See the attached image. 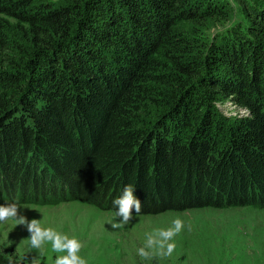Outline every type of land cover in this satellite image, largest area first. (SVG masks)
<instances>
[{
  "label": "trees",
  "instance_id": "16d2710c",
  "mask_svg": "<svg viewBox=\"0 0 264 264\" xmlns=\"http://www.w3.org/2000/svg\"><path fill=\"white\" fill-rule=\"evenodd\" d=\"M233 1L0 0V201L44 173L104 209L261 205L264 4Z\"/></svg>",
  "mask_w": 264,
  "mask_h": 264
},
{
  "label": "rangeland",
  "instance_id": "374dc122",
  "mask_svg": "<svg viewBox=\"0 0 264 264\" xmlns=\"http://www.w3.org/2000/svg\"><path fill=\"white\" fill-rule=\"evenodd\" d=\"M233 2L229 0L230 4ZM258 3L264 4V0ZM217 108L229 119L246 116L244 110L228 101ZM1 175L0 172V186L8 183V178ZM43 175L35 178L37 188L26 178L12 180L14 190L8 192L10 199L0 201V205L16 204L21 215L36 221L31 234L17 220L0 221V249L19 257L28 256L31 264H56L58 257L66 256L67 252L55 250L70 247L60 237L79 242L81 247L76 255L86 264H264V201L257 202L261 205L239 203L231 207L224 206L222 201L209 206L200 201L201 206L186 210L133 213L127 224L112 228L116 220L114 210L108 206L104 209L72 198L73 192L68 194L71 190L64 187L59 190V197L41 195L38 184ZM176 218L183 220L184 227L165 241L159 233L172 227ZM49 229L59 236L52 237L46 232ZM149 237L154 241L151 246ZM33 238L41 241L38 247L33 246ZM168 243L175 245L171 254H167ZM141 249L146 255L141 254Z\"/></svg>",
  "mask_w": 264,
  "mask_h": 264
},
{
  "label": "clouds",
  "instance_id": "9594fccd",
  "mask_svg": "<svg viewBox=\"0 0 264 264\" xmlns=\"http://www.w3.org/2000/svg\"><path fill=\"white\" fill-rule=\"evenodd\" d=\"M135 187L133 185H125L120 196L113 200L114 206V218L116 222L111 224L112 228H120L124 224H127L133 218V212L139 214L142 210V204L139 199L134 195ZM19 207L16 204L9 205H0V221H5L7 219L17 220L20 226L26 228V230L31 234L33 231V226L35 225V220H27V218L20 214ZM184 227L183 220L176 218L172 221V227L167 230H161L159 235L163 237L165 241L171 240L174 236L179 234ZM47 233H50L52 237H57L59 234L52 233V230H46ZM61 239L67 242V245L62 248H54L58 252H67L66 256L58 257L56 264H86V261L76 253L79 251L81 245L76 240H68L67 237H60ZM40 240L33 238L32 244L34 247H38ZM153 239L149 237L148 244L151 246L153 244ZM163 246V245H162ZM175 245L168 243L167 244V254H171L174 250ZM142 255H146L144 250H140Z\"/></svg>",
  "mask_w": 264,
  "mask_h": 264
},
{
  "label": "bare ground",
  "instance_id": "6f19581e",
  "mask_svg": "<svg viewBox=\"0 0 264 264\" xmlns=\"http://www.w3.org/2000/svg\"><path fill=\"white\" fill-rule=\"evenodd\" d=\"M257 226V225H256ZM235 239V238H234ZM231 247V246H230ZM235 250V249H234Z\"/></svg>",
  "mask_w": 264,
  "mask_h": 264
}]
</instances>
